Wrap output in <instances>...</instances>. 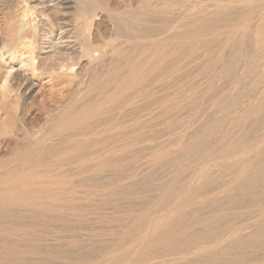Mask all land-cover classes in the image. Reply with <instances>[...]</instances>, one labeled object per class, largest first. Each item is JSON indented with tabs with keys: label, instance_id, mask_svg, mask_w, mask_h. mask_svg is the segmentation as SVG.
Masks as SVG:
<instances>
[{
	"label": "bare ground",
	"instance_id": "6f19581e",
	"mask_svg": "<svg viewBox=\"0 0 264 264\" xmlns=\"http://www.w3.org/2000/svg\"><path fill=\"white\" fill-rule=\"evenodd\" d=\"M110 1L24 0L3 25L0 264H264V0ZM101 14L110 40L86 38ZM55 220L78 232L51 242Z\"/></svg>",
	"mask_w": 264,
	"mask_h": 264
},
{
	"label": "rangeland",
	"instance_id": "374dc122",
	"mask_svg": "<svg viewBox=\"0 0 264 264\" xmlns=\"http://www.w3.org/2000/svg\"><path fill=\"white\" fill-rule=\"evenodd\" d=\"M24 0H0V48H6L8 45H6V41H5V29L3 28V25H4V23L6 22V21H8V20H12L11 19V15H12V17L14 18L15 16H18L19 14H22L23 13V11H25V9H26V4L23 2ZM5 3V4H4ZM120 3V1L119 0H111L110 1V6L112 7V8H116V6L118 5ZM15 5H16V7H15ZM23 5V6H22ZM52 5V4H51ZM50 4H48V6H51ZM120 5V4H119ZM114 6V7H113ZM40 8H41V6H40ZM40 8H38L39 9V13L40 14H42V15H40V17H37L36 19H33L32 18V21H31V23L33 24V25H37L39 22L41 23V21H44L45 23H47V24H49V23H51L50 21L52 20V19H54L53 17H55V13L54 12H52V11H50V10H48V9H45V8H43V9H41V11H40ZM11 9V10H10ZM15 10V11H14ZM44 12V13H43ZM52 12V13H51ZM63 12H65V14H67L66 12L67 11H61V13H63ZM18 13V14H17ZM60 13V14H61ZM48 14V15H47ZM7 15L9 16V17H7ZM14 15V16H13ZM36 14H34V16H35ZM41 16H42V18H41ZM65 16V15H64ZM36 17V16H35ZM34 17V18H35ZM90 17V16H89ZM6 20H5V19ZM50 19V21H49V19ZM73 18V16L71 15V14H68V16H66L65 17V19L68 21V24H72L71 25V27H69L70 28V33H69V37L71 36V37H75V38H78V37H80V33L82 34L83 32V26L82 25H84V22L83 23H77V22H75V20L74 19H72ZM99 19H96V18H89V21H85L89 26H88V29H87V33L85 34L86 35V38L88 37H90V38H95L96 37V39L98 38V39H103V38H109V40H110V37H111V35H112V25H111V23H110V21H109V19H108V17H107V15H105V14H101L99 17H98ZM39 20V21H38ZM82 24V25H81ZM45 27H49V26H45ZM79 29H78V28ZM83 29L82 31L80 30V29ZM75 31V32H73V34H72V31ZM4 31V32H3ZM79 31V32H78ZM89 31V32H88ZM85 32V31H84ZM54 33H55V36H56V39L58 38V37H60V34H61V32H60V30H58V29H55L54 30ZM94 33V34H93ZM107 33V34H106ZM83 34V35H84ZM75 35V36H74ZM78 36V37H77ZM2 37V38H1ZM3 38H4V40H3ZM81 38V37H80ZM85 38V37H84ZM69 41V38H64V41ZM5 41V42H4ZM57 41V40H56ZM63 41V42H64ZM71 41H75L74 39L72 40L71 39ZM40 43H41V40L39 41ZM5 43V44H4ZM42 45V44H41ZM5 46V47H4ZM40 48H42V46L40 47ZM39 53L40 54H42V52H41V50L39 51ZM73 62L72 64H74V62H75V64L78 66L79 65V63H78V61L77 60H69V62ZM71 62H70V64H71ZM82 62V63H81ZM80 63L82 64H80L77 68H79V67H81V68H83V66L86 64V62L85 61H80ZM44 78V79H43ZM42 79L44 80L43 82H45L46 83V81H48L47 79V75H44V76H42ZM47 91H46V90ZM46 91V92H45ZM41 93H39L38 94V96L36 95V94H34L33 95V97H32V99H30V103L28 102L27 103V105L24 107L25 109L23 110V112H25V113H23V119H22V121H24V124H25V127L26 128H28V129H33V128H38V127H40L41 126V124H44L45 123V121L47 120L46 118V113H47V116H49L48 114H53L55 111H57V109L55 108L56 107V105L58 106L59 105V103L58 104H56V102L57 101H61L60 100V97L58 96V95H53V94H51L52 92L50 91V90H48V88L46 87V88H43V90H41L40 91ZM44 93V94H43ZM50 94L52 95V98H50L51 96H50ZM36 95V96H35ZM67 95V92L65 93V96ZM48 97V98H47ZM46 98V99H45ZM55 100H54V99ZM59 98V99H58ZM34 99V100H33ZM44 99H45V101H44ZM42 100H43V103H42ZM51 101V102H50ZM56 101V102H55ZM29 104H30V106H29ZM56 104V105H55ZM44 105V106H43ZM27 106H28V108H27ZM58 108V107H57ZM50 109V110H49ZM44 110V111H43ZM28 111V112H27ZM51 112V113H50ZM45 113V114H44ZM28 115V116H27ZM46 117V118H45ZM46 120H45V119ZM45 120V121H44ZM43 122V123H42ZM41 123V124H40ZM40 124V125H39ZM28 125V126H27ZM43 126V125H42ZM33 127V128H32ZM11 134L9 133V137L7 136V138L5 139V141H9V143H8V141L7 142H5L4 141V147L2 146L1 147V149H0V154H1V156H4L5 155V157H8V156H10V154L12 153V150H13V147H12V145H13V139H10V136ZM10 140H11V142H10ZM11 145V146H10ZM9 154V155H8ZM51 222V221H50ZM54 221H52L51 222V224H50V226H49V221H48V223L46 222V225H45V231H44V225H40L41 226V228H42V230H43V232H41L42 234H46L47 233V231L50 233V234H46V235H49V237L48 238H50V236L52 235L53 236V238H51L52 239V241L51 242H53V239H54V235L55 236H57L58 235V237H64V236H67V235H69V233L70 232H68V230H70V229H68L67 230V228H66V230H65V228H63L62 227V223L59 221V220H55V222L53 223ZM60 223V225H59V223ZM55 223H56V225H59V226H57V227H55L56 225H55ZM52 224H54V225H52ZM32 225H34V224H32ZM32 225H30V227H31V230H33L34 232L35 231H37V232H39V231H41V230H37V228H38V226H36V225H34V226H36V227H34V226H32ZM52 225V226H51ZM40 226H39V228H40ZM48 227V228H47ZM60 227V228H59ZM34 228V229H33ZM62 228V229H61ZM48 229V230H47ZM61 229V231H59ZM72 231H76V232H78V228L76 229V225H75V229H71ZM70 230V231H71ZM51 231V232H50ZM53 231V232H52ZM65 231V232H64ZM67 231V232H66ZM46 232V233H45ZM58 232V233H57ZM61 232V233H60ZM54 233H56V234H54ZM64 233H66L65 235H62V234H64ZM72 233V232H71ZM54 234V235H53ZM61 235V236H60Z\"/></svg>",
	"mask_w": 264,
	"mask_h": 264
}]
</instances>
